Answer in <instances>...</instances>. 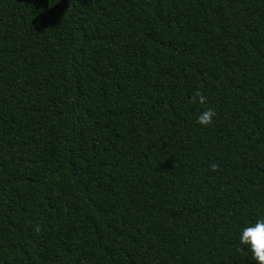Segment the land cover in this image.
<instances>
[{
	"label": "trees",
	"instance_id": "16d2710c",
	"mask_svg": "<svg viewBox=\"0 0 264 264\" xmlns=\"http://www.w3.org/2000/svg\"><path fill=\"white\" fill-rule=\"evenodd\" d=\"M260 215L264 0H0V264H255Z\"/></svg>",
	"mask_w": 264,
	"mask_h": 264
},
{
	"label": "clouds",
	"instance_id": "9594fccd",
	"mask_svg": "<svg viewBox=\"0 0 264 264\" xmlns=\"http://www.w3.org/2000/svg\"><path fill=\"white\" fill-rule=\"evenodd\" d=\"M206 97L201 90L197 88L191 96V102L203 105ZM216 112L211 107L204 108L196 115V123L202 126L211 125ZM216 163H211L209 168L216 170ZM35 231L39 232V225L35 226ZM238 241L241 246H246L248 252L251 253V260L255 264H264V215H260L254 220L245 222L241 227L238 235ZM238 251L241 249L238 248Z\"/></svg>",
	"mask_w": 264,
	"mask_h": 264
}]
</instances>
